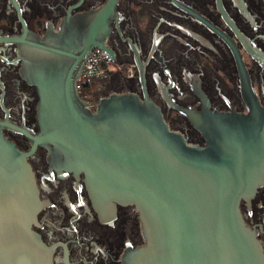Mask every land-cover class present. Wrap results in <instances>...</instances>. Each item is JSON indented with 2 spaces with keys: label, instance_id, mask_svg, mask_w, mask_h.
Here are the masks:
<instances>
[{
  "label": "water",
  "instance_id": "1",
  "mask_svg": "<svg viewBox=\"0 0 264 264\" xmlns=\"http://www.w3.org/2000/svg\"><path fill=\"white\" fill-rule=\"evenodd\" d=\"M108 31L99 9L67 16L43 38L24 32L20 74L36 86L39 131L0 119V264H52L33 228L44 201L30 152L4 128L25 134L32 150L45 148L54 167L83 173L100 216L134 207L144 243L125 253V264H264L239 210L264 184V108L253 101L247 114L180 109L204 146L170 129L146 95L111 93L92 109L76 79L94 47L110 56Z\"/></svg>",
  "mask_w": 264,
  "mask_h": 264
},
{
  "label": "flooded vegetation",
  "instance_id": "2",
  "mask_svg": "<svg viewBox=\"0 0 264 264\" xmlns=\"http://www.w3.org/2000/svg\"><path fill=\"white\" fill-rule=\"evenodd\" d=\"M99 9L118 69L92 89L96 104L111 93L146 95L170 129L199 146L203 135L180 109L247 114L253 101L264 108V0H0L1 120L39 131L36 86L20 74L24 32L43 38L67 16ZM3 132L30 152L44 201L33 228L52 249V264H125V253L144 243L134 207L100 216L83 173L51 165L25 134ZM239 210L264 253V184Z\"/></svg>",
  "mask_w": 264,
  "mask_h": 264
},
{
  "label": "built area",
  "instance_id": "3",
  "mask_svg": "<svg viewBox=\"0 0 264 264\" xmlns=\"http://www.w3.org/2000/svg\"><path fill=\"white\" fill-rule=\"evenodd\" d=\"M117 69L113 59L103 49L94 47L87 54L81 73L76 79V88L88 107L93 108L96 105V101L91 99L92 89L98 87Z\"/></svg>",
  "mask_w": 264,
  "mask_h": 264
}]
</instances>
